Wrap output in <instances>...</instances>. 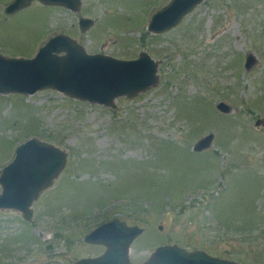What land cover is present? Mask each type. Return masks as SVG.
Returning <instances> with one entry per match:
<instances>
[{
	"label": "rangeland",
	"instance_id": "rangeland-1",
	"mask_svg": "<svg viewBox=\"0 0 264 264\" xmlns=\"http://www.w3.org/2000/svg\"><path fill=\"white\" fill-rule=\"evenodd\" d=\"M13 1L0 0L2 57L33 59L65 35L89 55L147 53L158 83L114 107L53 89L0 94V171L31 138L67 154L31 221L0 210V264L99 257L106 248L83 239L114 219L144 230L133 264L166 245L264 264V0H206L162 35L148 25L171 0H81L76 13L34 0L7 15ZM81 18L94 21L86 32ZM248 55L256 65L246 71ZM210 134L212 145L194 152Z\"/></svg>",
	"mask_w": 264,
	"mask_h": 264
},
{
	"label": "water",
	"instance_id": "water-1",
	"mask_svg": "<svg viewBox=\"0 0 264 264\" xmlns=\"http://www.w3.org/2000/svg\"><path fill=\"white\" fill-rule=\"evenodd\" d=\"M34 0H14L5 13L16 14ZM50 7H62L78 12L81 0H39ZM206 0H171L153 14L148 31L162 35L175 29L197 6ZM94 25L89 18L79 20L81 32ZM60 54H63L60 56ZM256 65L253 55H248L246 71ZM155 62L147 53L137 60L124 61L106 55H89L77 42L58 35L42 47L33 59L5 58L0 55V94L16 93L24 96L53 89L73 99L114 107L115 99H132L158 83ZM221 113L231 110L225 103L217 105ZM263 121L256 122L260 126ZM210 134L199 140L193 151L207 150L213 142ZM67 164V154L62 150L31 138L21 144L11 163L0 171V210L18 211L26 221L33 218L32 205L41 193L50 188ZM161 230V227L159 228ZM144 230L114 219L100 224L83 239L84 243L103 246L105 252L95 258H83L75 264H133L129 259L131 244ZM142 264H238L220 259L202 250L187 251L178 245L157 248L148 261Z\"/></svg>",
	"mask_w": 264,
	"mask_h": 264
}]
</instances>
